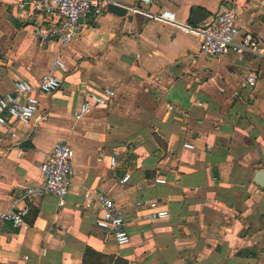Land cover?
Wrapping results in <instances>:
<instances>
[{
    "label": "crops",
    "instance_id": "obj_1",
    "mask_svg": "<svg viewBox=\"0 0 264 264\" xmlns=\"http://www.w3.org/2000/svg\"><path fill=\"white\" fill-rule=\"evenodd\" d=\"M21 1L0 0V96L21 78L65 81L38 94L39 122L17 124V137L0 141V214L31 210L27 227L3 224L0 264H83L88 248L128 264H264V187L254 182L264 170V10L256 0H112L126 13L89 19L62 48L42 45L15 17ZM232 5L263 55L201 52L194 9L208 17ZM163 10L176 21L151 18ZM105 87L116 92L110 104L76 118ZM57 143L75 151L64 206L53 195L23 199L42 183L40 164ZM91 189L123 210L130 244L97 227L103 210L85 207ZM140 198L169 218L144 219Z\"/></svg>",
    "mask_w": 264,
    "mask_h": 264
},
{
    "label": "built area",
    "instance_id": "obj_2",
    "mask_svg": "<svg viewBox=\"0 0 264 264\" xmlns=\"http://www.w3.org/2000/svg\"><path fill=\"white\" fill-rule=\"evenodd\" d=\"M140 1L147 6L154 2ZM256 2L264 10V0ZM111 3L112 0H26L17 4L15 17L33 27L34 34L42 45L56 44L62 48L79 36L85 22L100 17ZM138 8L144 9L141 6ZM237 14V5H232L208 16L194 27L200 34V49L206 57H223L232 53L263 55L258 39L251 33H242L237 23ZM151 18L172 23L176 21L175 14L167 10L152 13ZM56 65L65 67L60 60L56 61ZM64 81V77L54 73L45 74L36 82L24 78L16 80L14 92L0 96V126L5 128L4 133L0 135V141L15 139L17 133L14 127L17 124L33 125L39 122L41 117L38 94H53L63 87ZM115 97L116 92L107 87L92 93L82 102L76 118L91 114L97 108L107 107ZM186 146L193 148L190 144ZM74 158L75 151L68 143L55 144L40 164L42 183L26 188L21 197L32 200L53 195L59 199L60 206H64L72 185ZM111 164L115 166V158H112ZM129 179L130 175H127L121 183L125 184ZM156 183H166V179L157 178ZM84 199L87 209L98 206L103 210V215L97 221L98 228L113 236L119 246L131 243L125 214L109 194L91 189L84 193ZM135 207L142 212V217L146 220H162L170 216L166 207L146 198L138 199ZM30 212V207L26 205L1 213L0 240L4 223H10L14 227H27L26 218Z\"/></svg>",
    "mask_w": 264,
    "mask_h": 264
},
{
    "label": "trees",
    "instance_id": "obj_3",
    "mask_svg": "<svg viewBox=\"0 0 264 264\" xmlns=\"http://www.w3.org/2000/svg\"><path fill=\"white\" fill-rule=\"evenodd\" d=\"M115 261V264H128V262L121 258H113L101 254L95 251L92 248H88L84 255L83 264H112Z\"/></svg>",
    "mask_w": 264,
    "mask_h": 264
},
{
    "label": "water",
    "instance_id": "obj_4",
    "mask_svg": "<svg viewBox=\"0 0 264 264\" xmlns=\"http://www.w3.org/2000/svg\"><path fill=\"white\" fill-rule=\"evenodd\" d=\"M109 11L118 13V14H125L126 10L116 6V5H110L108 7ZM205 17H207V14H204L202 12V10L200 9H194L193 11V16H192V23L194 24H199ZM254 182L260 186V187H264V170L263 171H259L254 178Z\"/></svg>",
    "mask_w": 264,
    "mask_h": 264
}]
</instances>
